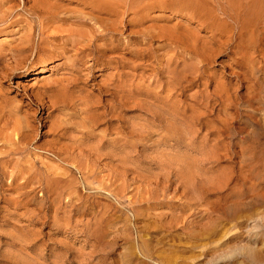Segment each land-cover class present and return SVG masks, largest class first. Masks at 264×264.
Wrapping results in <instances>:
<instances>
[{"label":"rangeland","instance_id":"374dc122","mask_svg":"<svg viewBox=\"0 0 264 264\" xmlns=\"http://www.w3.org/2000/svg\"><path fill=\"white\" fill-rule=\"evenodd\" d=\"M183 1L128 0L124 61L89 70L38 61L39 19L0 5V264H264V15Z\"/></svg>","mask_w":264,"mask_h":264},{"label":"bare ground","instance_id":"6f19581e","mask_svg":"<svg viewBox=\"0 0 264 264\" xmlns=\"http://www.w3.org/2000/svg\"><path fill=\"white\" fill-rule=\"evenodd\" d=\"M14 0H0V5L1 4H10V2H12ZM64 1V2H63ZM177 1V0H176ZM198 0H184V5L183 7V15H185V17H187L189 20L192 21L193 19V12L191 13L189 10H197L200 9V6H198L199 4L197 3ZM202 1V0H199ZM205 2V0H203ZM202 1V2H203ZM257 2V8H258V14L260 15L262 12L264 13V0H256ZM142 2V1H141ZM140 1L138 2V8L137 11H135V13H141L144 7V4H142ZM147 2V1H146ZM169 2V1H168ZM180 2V1H179ZM249 2V1H248ZM252 2V0H251ZM13 4H15L14 2H12ZM133 3V2H132ZM171 3V1H170ZM181 3V2H180ZM197 3V4H196ZM254 3V2H252ZM254 3V6L255 4ZM177 4V3H176ZM182 4V3H181ZM128 0H24L21 9L23 11H26L28 14L31 15H35L40 23H41V29H40V41L33 42V40H27L26 43H32L31 46L32 48H35L37 50V52L40 54V52L42 51L44 53L43 56H41L40 58H38V61H43L44 59H49L51 57H65L67 53H70L69 55L66 56L67 59H70L71 62L74 63H83L85 66V69H90L94 64H98L99 62V58L100 57H105L107 56L109 59V62H120V61H124V57L123 54L126 53V50H129V42L127 41L126 43H121L118 40L114 39L113 36L116 34H122L124 32V30H129V33L131 32H135L133 31L132 27H140L141 21L139 23H134L133 19H125L124 14L126 13L127 10V6H128ZM180 5V4H179ZM240 5V4H239ZM18 6V5H17ZM206 6V5H205ZM14 6H9L8 10H12L15 9L13 8ZM120 7H123V10H120ZM130 7V5H129ZM179 7V6H178ZM177 7V9H175V11L179 12L181 11V9H179ZM203 5H202V9H203ZM207 7V6H206ZM214 8V7H213ZM238 8V7H236ZM201 9V10H202ZM207 9V8H206ZM204 9V10H206ZM243 9V8H242ZM1 10V9H0ZM211 10V9H210ZM253 11V9H252ZM174 12V11H173ZM246 12V11H245ZM176 13V12H175ZM196 13V12H195ZM222 13V12H221ZM225 12H223L222 14H224ZM261 15H264V14ZM152 14V13H151ZM178 14V13H176ZM181 14V15H182ZM201 14V13H200ZM227 14V13H226ZM180 15V16H181ZM209 15V13H208ZM214 15V14H213ZM212 15V16H213ZM219 15V14H217ZM221 15V14H220ZM219 15V16H220ZM257 15V14H256ZM176 16V15H175ZM206 16V14H205ZM211 16V15H209ZM216 16V14H215ZM223 16V15H221ZM251 16V14H250ZM50 17H59L61 20H63L64 22L69 19L71 20V22H69L70 24H68V27H63L61 24L59 25H53L51 23V18ZM196 17V16H195ZM203 17V16H202ZM217 17V16H216ZM226 17V16H225ZM224 17V18H225ZM254 17V16H253ZM50 19V22H47L46 25L44 26L42 24V20L44 19ZM218 18V17H217ZM233 17L231 16L230 19H232ZM37 19V20H38ZM59 19V20H60ZM152 19V18H151ZM195 19V18H194ZM204 19V18H203ZM202 19V20H203ZM208 19V16H207ZM247 19V18H246ZM257 19V18H256ZM263 19V18H262ZM260 20V21H264V20ZM60 20V21H61ZM212 20V19H211ZM214 20V18H213ZM213 20L211 22H213ZM253 20V19H252ZM35 21V20H34ZM49 21V20H48ZM58 21V20H56ZM139 21V20H138ZM205 21V20H204ZM52 22H55L54 20ZM97 22H100L102 24V30H99L97 27H95V24ZM216 22V21H215ZM214 22V23H215ZM196 23V22H195ZM198 23V22H197ZM205 23V22H204ZM213 24V28L214 25L216 26V24ZM221 23V22H220ZM252 23V22H251ZM263 23V22H262ZM72 24H89L90 28H84V26H80V27H74L72 26ZM218 24V23H217ZM234 24L235 21H234ZM247 24V23H246ZM163 25V24H162ZM205 25V24H204ZM51 26V27H50ZM189 26V25H188ZM200 27H202L201 25H199ZM197 26V27H199ZM219 26V25H218ZM237 26V25H236ZM247 26V25H246ZM245 26V27H246ZM196 27V28H197ZM220 27V26H219ZM234 27V25H233ZM244 27V26H243ZM48 28H52L51 30H49ZM125 28V29H124ZM205 29H207L206 27H204ZM209 28V27H208ZM169 29V28H168ZM175 29V28H174ZM216 29V27H215ZM214 29V32L216 31ZM219 29V28H218ZM236 29V28H235ZM244 29V28H243ZM141 31V29H138ZM165 30V29H164ZM198 30V29H197ZM208 30V29H207ZM237 30V29H236ZM256 30V29H255ZM138 31V32H140ZM149 31V30H148ZM175 31V30H174ZM212 31V29H211ZM220 31V30H219ZM241 31V30H240ZM239 31V32H240ZM142 32V31H141ZM182 32V31H181ZM213 32V31H212ZM235 32V31H234ZM111 34L108 38H102L103 35L106 34ZM164 33V32H163ZM170 33V32H169ZM166 33V34H169ZM176 33V31H175ZM185 33V32H184ZM183 33V34H184ZM233 33V32H232ZM231 33V35H232ZM259 33V32H258ZM108 34V35H109ZM183 36L182 33H178V39L179 37ZM215 34L216 33H212ZM220 34V33H219ZM162 35V34H161ZM187 35V34H186ZM189 35V34H188ZM187 35V36H188ZM230 35V36H231ZM235 35V34H234ZM242 35V34H241ZM35 36V35H34ZM185 36V35H184ZM185 36V44L188 43L187 42V38L190 36ZM102 38L103 42L102 43H95L96 39ZM164 37V36H163ZM187 37V38H186ZM199 37V36H197ZM236 37V36H235ZM260 37V36H259ZM100 38V39H101ZM169 38V37H168ZM171 38V37H170ZM176 38V36L174 37ZM172 38V39H174ZM183 38V37H182ZM180 38V40L183 41V39ZM196 38V36H195ZM194 38V39H195ZM201 38V37H200ZM224 38V37H223ZM227 38V36H226ZM225 38V39H226ZM177 39V38H176ZM175 39V40H176ZM177 39V40H178ZM190 39V38H188ZM209 39V38H207ZM212 39V37L210 38ZM221 39V38H220ZM156 40V39H155ZM200 40V39H199ZM222 40V39H221ZM228 39H226L225 42L222 43H226ZM25 41V39H24ZM173 41V40H172ZM196 41V40H195ZM224 41V40H223ZM231 41V40H229ZM228 41V42H229ZM233 41V40H232ZM194 42V41H193ZM24 43V42H23ZM219 43H221V41L219 40ZM189 44V43H188ZM187 44V45H188ZM193 44V43H190ZM189 44V48H192ZM186 45V46H187ZM226 45V44H225ZM142 47L143 46H139ZM201 47V46H200ZM31 48V49H32ZM197 48V46H196ZM195 48V49H196ZM199 48V47H198ZM22 49V48H21ZM28 48H25L22 51H26ZM194 49V48H193ZM192 49V50H193ZM203 49V48H202ZM202 49H198V50H202ZM205 50V49H204ZM216 50V49H215ZM125 51V52H123ZM200 51H196V52H200ZM208 51V50H206ZM212 51V50H209ZM203 52V50H202ZM201 52V53H202ZM213 52V51H212ZM211 52V53H212ZM216 52V51H215ZM95 53L97 54V56H95ZM197 53V54H198ZM220 53V52H219ZM231 53V52H230ZM150 54V53H149ZM208 54V53H207ZM242 57V56H241ZM208 57H206L207 59ZM233 58V57H232ZM112 60V61H111ZM165 60V59H164ZM240 60V59H239ZM242 61V58H241ZM10 62V61H9ZM89 62V63H88ZM107 62V61H106ZM243 62V61H242ZM108 68V67H107ZM75 69V68H74ZM188 70V69H185ZM190 71V70H189ZM187 72V71H186ZM191 72V71H190ZM193 72V71H192ZM85 73V72H84ZM180 73V72H179ZM6 74V73H5ZM191 74V73H190ZM125 77V76H124ZM80 77H73V78H69L67 80V82L64 84L63 83V88L64 89H68V87H70L71 85H76L79 81ZM180 79V78H179ZM55 80V79H54ZM60 80V79H59ZM58 81V80H57ZM84 83V82H83ZM112 83V82H111ZM50 84V83H49ZM57 84V83H56ZM55 84V85H56ZM61 84H62V79H61ZM218 84V83H217ZM51 85V84H50ZM113 85V84H112ZM52 86V85H51ZM54 86V84H53ZM110 83H103V84H99L98 85V94L100 97L103 96H109L112 93L111 88L109 87ZM113 87V86H111ZM61 88V87H60ZM96 89V90H97ZM66 91V90H64ZM114 94V93H113ZM117 96V95H116ZM65 97V96H62ZM58 98V97H57ZM72 99V98H70ZM49 101V107H55L57 100L56 97H49L48 99ZM61 101V100H60ZM103 106V105H102ZM99 122V121H98ZM55 123V122H54ZM30 125V124H28ZM40 126V125H39ZM60 127V126H59ZM59 129V128H58ZM50 132V131H49ZM55 133V132H54ZM28 138V137H27ZM26 138V139H27ZM259 155V154H258ZM53 169V167H51ZM259 197V196H258ZM263 200V199H261ZM258 202V201H257ZM257 208H259L257 206ZM262 208V206H261ZM261 214V213H259ZM262 219V218H261ZM264 222V221H263ZM260 224V223H259ZM263 227V226H261ZM264 229V228H263ZM262 231V230H261ZM257 234V233H256ZM264 234V233H263ZM263 234H261V236H263ZM259 237V236H258ZM258 239V238H257ZM263 240L262 238L259 239V241ZM257 242V241H256ZM257 246V245H256ZM259 246V245H258ZM263 246V245H262ZM261 249L260 247L256 248V249H260V252L264 254V248ZM255 249V247H254ZM256 249L254 252H256ZM246 252V251H245ZM259 252V251H258ZM244 254V253H243ZM257 254V252L255 253ZM254 254V255H255ZM260 253H258L257 255H259ZM252 255V254H251ZM261 255V254H260ZM245 256V254H244ZM247 256V255H246ZM250 257V256H249ZM252 257H256L252 256ZM261 257H263L261 255ZM243 258V257H241ZM247 258V257H246ZM260 258V257H259ZM259 258L257 260H259ZM264 258V257H263ZM244 259V258H243ZM247 260V259H244ZM252 261V259L250 260V262ZM263 261V260H262ZM247 263V262H246ZM254 263V262H253ZM244 264V263H243ZM255 264V263H254Z\"/></svg>","mask_w":264,"mask_h":264}]
</instances>
